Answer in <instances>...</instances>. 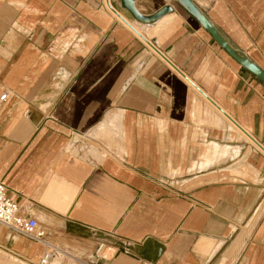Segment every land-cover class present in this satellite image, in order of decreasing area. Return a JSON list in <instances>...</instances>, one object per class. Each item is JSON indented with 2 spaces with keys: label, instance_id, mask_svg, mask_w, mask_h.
Returning <instances> with one entry per match:
<instances>
[{
  "label": "crops",
  "instance_id": "obj_1",
  "mask_svg": "<svg viewBox=\"0 0 264 264\" xmlns=\"http://www.w3.org/2000/svg\"><path fill=\"white\" fill-rule=\"evenodd\" d=\"M191 1L264 71V0ZM2 94L0 181L48 264H264V82L178 0H0Z\"/></svg>",
  "mask_w": 264,
  "mask_h": 264
},
{
  "label": "built area",
  "instance_id": "obj_2",
  "mask_svg": "<svg viewBox=\"0 0 264 264\" xmlns=\"http://www.w3.org/2000/svg\"><path fill=\"white\" fill-rule=\"evenodd\" d=\"M5 94L0 95V102ZM262 128L264 132V109L262 111ZM0 224L16 234L24 235L35 241L43 243L46 250L43 252L39 264H48L56 250L45 239V231L38 227L36 219L21 213V206L8 196L6 186L0 181ZM104 243H99L95 254L100 255ZM141 264H147L142 262Z\"/></svg>",
  "mask_w": 264,
  "mask_h": 264
},
{
  "label": "water",
  "instance_id": "obj_3",
  "mask_svg": "<svg viewBox=\"0 0 264 264\" xmlns=\"http://www.w3.org/2000/svg\"><path fill=\"white\" fill-rule=\"evenodd\" d=\"M211 34L214 40L223 47L235 60H237L244 68L253 73L256 77L264 82V71L258 67L252 60L245 55L239 53L222 37L218 30L212 25L202 11L191 0H178Z\"/></svg>",
  "mask_w": 264,
  "mask_h": 264
},
{
  "label": "rangeland",
  "instance_id": "obj_4",
  "mask_svg": "<svg viewBox=\"0 0 264 264\" xmlns=\"http://www.w3.org/2000/svg\"><path fill=\"white\" fill-rule=\"evenodd\" d=\"M59 255H60L59 257H62L61 254H59ZM0 264H30V263L23 258L12 256V255L4 252V250H2L0 248ZM54 264H56V263H54Z\"/></svg>",
  "mask_w": 264,
  "mask_h": 264
}]
</instances>
